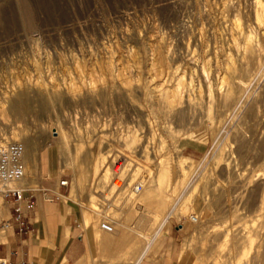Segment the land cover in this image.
Returning <instances> with one entry per match:
<instances>
[{
    "label": "rangeland",
    "instance_id": "1",
    "mask_svg": "<svg viewBox=\"0 0 264 264\" xmlns=\"http://www.w3.org/2000/svg\"><path fill=\"white\" fill-rule=\"evenodd\" d=\"M262 16L264 0H0V97L11 101L0 141L30 158L17 186L67 179L70 208L132 228L115 226L136 242L123 243L122 264L175 208L146 257L183 225L163 264H191L213 242L228 250V231L244 241L243 264H264ZM120 156L133 159L123 174Z\"/></svg>",
    "mask_w": 264,
    "mask_h": 264
},
{
    "label": "crops",
    "instance_id": "2",
    "mask_svg": "<svg viewBox=\"0 0 264 264\" xmlns=\"http://www.w3.org/2000/svg\"><path fill=\"white\" fill-rule=\"evenodd\" d=\"M41 158L44 163L45 157ZM49 174L40 178L37 188L25 189L27 198L34 204L26 211L27 232L19 231L13 200L6 199L1 207L0 259L10 264H122L119 258L122 245L128 239L129 245L136 244L132 237L126 233L123 238V233L116 230L105 232L95 223L93 214L85 217L78 208H70L60 197L64 187L56 183V176ZM183 231L185 226L171 225L164 231L161 255L143 257L139 264H163L173 255L178 235Z\"/></svg>",
    "mask_w": 264,
    "mask_h": 264
},
{
    "label": "bare ground",
    "instance_id": "3",
    "mask_svg": "<svg viewBox=\"0 0 264 264\" xmlns=\"http://www.w3.org/2000/svg\"><path fill=\"white\" fill-rule=\"evenodd\" d=\"M263 4V3H262ZM263 17V16H262ZM261 17V18H262ZM264 18V17H263ZM264 21V20H263ZM260 23V22H259ZM263 23V22H262ZM262 23H260V24H262ZM263 25V24H262ZM237 26V25H236ZM239 27H241V25L239 24ZM240 30V29H239ZM243 30V29H242ZM243 32V31H242ZM242 32H241V34H242ZM250 34V33H249ZM234 35V34H233ZM235 39V38H234ZM237 40V39H236ZM248 43V42H247ZM233 46V45H232ZM246 46V45H245ZM247 47V46H246ZM159 50V49H158ZM246 52V51H245ZM245 54V53H244ZM232 56V55H231ZM243 58V57H242ZM230 59V58H229ZM233 61V60H232ZM234 62V61H233ZM227 66V65H226ZM228 67V66H227ZM113 68V67H112ZM231 69V68H230ZM118 73V72H117ZM218 74V73H217ZM205 75V74H204ZM106 78V77H105ZM94 79V78H93ZM181 79V78H180ZM219 79V78H218ZM224 79V78H223ZM84 80V79H83ZM94 81V80H93ZM177 81H179L178 79H177ZM181 81V80H180ZM225 81V80H224ZM181 82H179V84H180ZM222 83H223V81H222ZM95 84V83H94ZM158 84V83H157ZM162 84V83H161ZM224 84V83H223ZM77 85H79V84H77ZM228 85V84H227ZM176 86V85H175ZM181 86V85H180ZM81 87V86H80ZM91 87V86H90ZM177 87H179V85L178 86H176V89H177ZM73 88V87H72ZM47 89V88H46ZM83 89V88H82ZM158 89V88H157ZM172 89V88H171ZM180 89V88H179ZM172 90H174V88L172 89ZM171 90V91H172ZM178 90V89H177ZM176 90V91H177ZM4 91V90H3ZM93 91V90H92ZM175 91V90H174ZM173 91V92H174ZM175 91V92H176ZM180 91V90H179ZM178 91V92H179ZM183 91V90H182ZM13 92V91H12ZM15 92H16V90H15ZM165 92V91H164ZM172 92V93H173ZM191 92V91H190ZM213 92V91H212ZM6 93V92H5ZM4 93V94H5ZM17 93H19V92H17ZM97 93V92H96ZM8 93H6V95H4L2 98H1V100H0V109H2V110H4V111H7V109H6V104H9V103H11V101H10V98H9V94L7 95ZM156 94V93H155ZM161 94H162V91H161ZM174 94H176V93H174ZM180 93H178V95H179ZM211 94V93H210ZM90 95V94H89ZM173 95V94H172ZM78 96V95H77ZM173 96H175V95H173ZM210 96V95H209ZM171 97V96H170ZM169 97V98H170ZM178 97V96H177ZM183 97V96H182ZM182 97H180V98H182ZM174 98V97H173ZM176 98V97H175ZM190 98V97H189ZM169 100H171V99H169ZM174 100V99H173ZM172 100V101H173ZM177 100H178V98H177ZM176 100V101H177ZM179 100H181V99H179ZM171 101V102H172ZM176 101L174 100V102L173 103H176ZM181 101H183V99L181 100ZM214 102V101H213ZM181 103H183V102H181ZM14 104V103H13ZM171 104V103H170ZM179 104H180V102H179ZM175 105V104H174ZM214 107V106H213ZM28 112V111H27ZM8 116V115H7ZM213 121V120H212ZM133 132V131H132ZM14 133H16V132H14ZM192 135H193V133H192ZM191 136V135H190ZM133 139V138H132ZM8 141H9V138H8ZM14 142V141H13ZM16 142V141H15ZM19 142V141H18ZM134 142V141H133ZM3 145H6V143H3L2 141H0V146H3ZM29 155H28V153H24V157H23V161H24V163H25V167H27L28 166V164H29V157H28ZM34 157V156H33ZM150 158V157H149ZM126 160H129V161H131V160H133L131 157H125V156H120L118 159H117V161L116 162H118L117 163V165L115 166V168L116 169H121V173L123 174L125 171H126V168L124 167V165H125V163H126ZM166 160V159H165ZM115 162V163H116ZM31 163V162H30ZM36 164V163H35ZM27 165V166H26ZM32 165V164H31ZM183 165V164H182ZM189 165V164H188ZM167 166V165H166ZM122 167H124V168H122ZM35 169V168H34ZM138 169V168H137ZM136 169V170H137ZM31 170V169H30ZM186 170V169H185ZM34 171V170H33ZM187 171V170H186ZM25 172H26V170H25ZM27 172H28V170H27ZM26 172V173H27ZM138 172V171H137ZM159 172V171H158ZM30 174H32L31 172H29ZM264 173V172H263ZM262 173V174H263ZM105 174H106V178H107V176H109V170L108 169H106L105 170ZM158 174V173H157ZM170 174V172H169V169H167V167H166V169L165 168H162L161 169V171H160V173L158 174V175H160V176H158L161 180H159L160 182L163 180L164 181V184L166 185V181H167V179H171V178H169V175ZM173 174V173H172ZM183 174H184V172H183ZM259 174V173H258ZM143 175V174H142ZM185 175H186V173H185ZM258 176V175H257ZM25 177V176H24ZM24 177L21 179V180H19V181H17V182H15V183H12L11 185H10V187H21L20 185L19 186H17L18 184H20V182L24 179ZM172 177V176H171ZM173 178V177H172ZM257 178V177H256ZM158 181V180H157ZM171 181V180H170ZM254 181V180H253ZM178 182V181H177ZM262 185L264 186V182H262ZM168 186H169V183H168ZM22 188V187H21ZM216 189V188H215ZM149 190V189H148ZM213 190V189H212ZM258 190V189H257ZM204 191V190H203ZM259 191V190H258ZM144 192V191H143ZM1 193V195L5 198V196H4V194H3V192H0ZM145 194V193H144ZM149 196V195H148ZM151 197V196H150ZM143 198H145V197H143ZM152 198V197H151ZM250 198V197H249ZM147 199V198H146ZM153 199V198H152ZM186 200H188L189 201V198L188 199H186ZM185 200V201H186ZM263 200V199H262ZM151 201H153V200H151ZM156 201V200H155ZM194 201V200H193ZM157 202V201H156ZM223 202V201H222ZM235 202V201H234ZM153 203H155V202H153ZM191 203V202H190ZM182 204V203H181ZM186 204H187V202H186ZM210 204V203H209ZM225 204H228V203H225ZM1 205H2V199L0 198V207H1ZM154 205V204H153ZM158 206L160 205L159 203L157 204ZM254 205V204H253ZM261 205V204H260ZM155 206V205H154ZM178 206V205H177ZM179 206H181V205H179ZM160 207V206H159ZM163 206H161V208H162ZM225 207H226V205H225ZM259 207V206H258ZM263 207V206H262ZM175 208V207H174ZM185 208L187 209V208H189V207H185V205H184V208H183V210H185ZM253 208V207H252ZM255 208V207H254ZM260 208V207H259ZM250 209V208H249ZM258 209V208H257ZM188 210V209H187ZM186 210V211H187ZM179 211H180V209H179ZM179 211L178 212H176V208L175 209H173V210H171L168 214H167V216H165V217H163L162 218V220H161V222H160V224H158L159 222H157V224L159 225L158 226V229L156 230V233L154 234V236L150 239V240H148V242H147V244L145 245V247L142 249V251L138 254V257H137V259H136V261H135V263L134 264H139L140 263V261L143 259V257H146V255H147V253H148V251H149V249H150V247L152 246V243H153V241H154V238L156 237V235L158 234V232H160V229L162 228V226L165 224V222L166 221H168V219L170 218V217H173V216H176L177 215V213H179ZM186 211H185V213H186ZM252 211V210H251ZM263 212L262 213H264V209L262 210ZM181 212V211H180ZM236 212V211H235ZM155 213V212H154ZM261 213V214H262ZM132 214V213H131ZM157 214V213H156ZM155 214V215H156ZM181 215H183V214H181ZM154 216V215H153ZM125 218V217H124ZM193 219L195 220V221H197L198 220V218L195 216V217H193ZM263 219V218H262ZM261 219V220H262ZM112 220V219H111ZM118 220V219H117ZM117 220H115V221H117ZM156 220V219H155ZM154 220V221H155ZM158 220V219H157ZM193 220V221H194ZM113 221H114V219H113ZM121 221V220H120ZM123 221V220H122ZM129 221V220H128ZM109 223V224H111V225H113V227H114V230L113 231H107V230H105V229H103L102 228V224L103 223ZM96 223V222H95ZM156 224V225H157ZM116 225H118L117 227H119V222H110V221H103L102 223H101V229L102 230H104V231H106V232H114L115 231V226ZM231 225V224H230ZM243 225V224H242ZM120 226L122 227H119V228H121V229H123V231L124 232H126V229H127V226H126V224H124V223H121L120 224ZM262 226V225H261ZM230 227V226H229ZM233 228H234V226H232ZM238 227V226H237ZM227 227H225L224 229H226ZM264 228V227H263ZM217 229V228H216ZM216 229L214 228L213 230H215L216 231ZM229 230V229H228ZM227 229H226V231H228ZM233 230V229H232ZM234 230H235V228H234ZM240 230H241V228H240ZM247 230V229H246ZM250 232V231H249ZM248 232V233H249ZM201 233V232H200ZM252 233V232H251ZM241 234H243V233H241ZM247 234V233H246ZM258 234H259V232L257 233V237H258ZM231 235V232L230 231H228L227 232V234L225 233V236L227 237H232V239L231 240H233V242H232V244L229 246V248H228V250L226 249V247H225V249L224 248H222L223 247V245L222 246H220V244L219 243H215L214 244V242L213 243H211V245H209V247L207 248V249H204L203 247V249H204V251H206V253H205V255H203L204 253H202L201 255H203L202 257H200L201 255L200 254H198L199 255V257H196V259L194 260V261H192V263L191 264H205V262H206V259H208L209 260V262H206L207 264H241L242 263V260H244V257H245V251H247L248 250V247H251V246H249L250 244H249V241L251 240L252 241V236L253 235H251V238H250V235H249V238H248V247H247V249L245 250V247H243L244 248V252L242 251V253L244 254L243 256L241 255V252H240V244L242 243V242H244L242 239H238V237H233V236H230ZM111 236V235H110ZM106 237V236H105ZM108 237V236H107ZM125 237V235H123V238ZM253 237H255V236H253ZM220 237H219V234L217 233V232H215L214 233V236H213V241H218V239H219ZM230 238H228V239H230ZM143 239V238H142ZM255 239H256V237H255ZM255 239H253V240H255ZM112 240V239H111ZM114 240V239H113ZM116 240V239H115ZM117 240H119V238L117 239ZM244 240H247V239H244ZM104 242V241H103ZM112 242H114V241H112ZM115 242H117V241H115ZM145 242V241H144ZM226 242H227V240H226ZM229 242H231L230 240H229ZM254 241H252L251 242V244L253 243ZM102 243V242H101ZM106 243L108 244V243H110V240H106ZM221 243V242H220ZM224 243V242H223ZM116 244V243H115ZM219 244V245H218ZM225 244H229V243H225ZM224 244V245H225ZM246 245V244H245ZM103 246V245H102ZM108 246V245H107ZM110 246V245H109ZM104 247H106V246H104ZM201 248V249H202ZM103 250H105V249H103ZM227 250V251H226ZM257 253V252H256ZM247 254V253H246ZM137 255V254H136ZM196 255V254H195ZM239 256H241V257H239ZM192 259H194V258H192ZM240 259H242V260H240ZM245 261H247V259L245 260ZM244 261V262H245ZM241 262V263H240ZM243 262V263H244ZM242 263V264H243ZM247 263H251L252 264V262H249V260H248V262ZM260 264V263H259Z\"/></svg>",
    "mask_w": 264,
    "mask_h": 264
},
{
    "label": "built area",
    "instance_id": "4",
    "mask_svg": "<svg viewBox=\"0 0 264 264\" xmlns=\"http://www.w3.org/2000/svg\"><path fill=\"white\" fill-rule=\"evenodd\" d=\"M25 147L23 143L14 141L0 146V192L6 199H12L16 205V220L19 223V231L27 232L26 211L31 210L33 202L26 196V190L21 187H10L12 183L21 180L25 176V163L23 161ZM68 185L67 179L60 181L61 187ZM140 189V188H139ZM102 228L113 231V225L103 223ZM0 264H10L5 259H0Z\"/></svg>",
    "mask_w": 264,
    "mask_h": 264
}]
</instances>
